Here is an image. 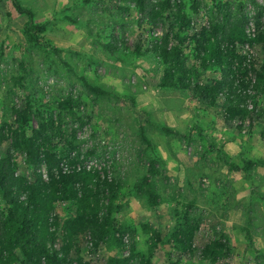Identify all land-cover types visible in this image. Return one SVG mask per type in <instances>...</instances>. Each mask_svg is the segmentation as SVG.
Wrapping results in <instances>:
<instances>
[{"label": "rangeland", "instance_id": "1", "mask_svg": "<svg viewBox=\"0 0 264 264\" xmlns=\"http://www.w3.org/2000/svg\"><path fill=\"white\" fill-rule=\"evenodd\" d=\"M20 1L34 12L35 21L44 25L42 41L60 51L30 41L24 31L25 15L17 14L9 0H0V127L11 121L12 107L24 98L44 115H52L59 149L65 155L72 149L70 158L64 155L62 159L63 168H86L96 171L100 178L107 174L120 181L113 215L117 224L134 231L135 251L145 255L148 251L150 234L143 224L161 232L164 247L155 251L154 264H167L165 249L173 250L170 233L185 213L198 220L199 241L223 237L227 248L213 263L193 258L184 259L182 264H264L262 198L252 177H248L256 172V166L248 172L231 170L219 152L225 145L234 147L237 154L230 159L241 166L250 159L243 154L258 159V152L248 150V146L258 138L264 141V118L251 125L245 116L227 125L220 105L208 106L193 100L187 90L161 86L163 66L153 54L108 49L111 34L129 43L139 35L151 41L163 36L166 23L154 25L140 18L132 1ZM218 1L233 8L242 3L248 17L244 30L249 36L255 35L251 0ZM254 1L263 7L264 23V0ZM182 7L197 30L209 27L215 15L212 0H184ZM189 32L186 28L181 33L187 65L200 77L218 76L220 71L215 68L201 71ZM233 46L236 53L264 62L262 44L235 42ZM79 76L111 94L95 96ZM245 76L256 79L250 70ZM69 93L77 98L74 116L58 108V102ZM258 95L257 109L264 113V92ZM156 122L179 130L183 136L164 134L154 125ZM36 126L33 119L29 127ZM141 128L154 150L141 141ZM152 158L157 162L153 179L160 202L156 206H150L135 189ZM13 161L16 173L29 172L19 152H14ZM0 207L4 208L1 197ZM56 208L63 214L72 212L70 203L64 200L57 201ZM125 237L123 249L127 252L132 239L129 232ZM118 251L112 236L97 248L86 240L81 242V256L89 264H104Z\"/></svg>", "mask_w": 264, "mask_h": 264}, {"label": "trees", "instance_id": "2", "mask_svg": "<svg viewBox=\"0 0 264 264\" xmlns=\"http://www.w3.org/2000/svg\"><path fill=\"white\" fill-rule=\"evenodd\" d=\"M9 1L17 14L26 17L24 31L27 38L58 53L59 48L42 41L44 25L35 21L34 12L20 0ZM119 1H132L139 17L148 19L151 24L166 23L165 31L158 41L139 35L131 43L111 34L106 43L108 49L113 52L119 48L127 49L136 55L153 54L163 66L161 86L187 90L193 100L208 106L220 105L227 125L245 116L249 117L251 125L262 122L264 113L257 106L258 94L264 92V62L259 63L254 58L248 59L245 54L236 53L233 46L235 42H250L260 43L264 47L262 6L251 0L256 33L249 36L244 30L248 17L242 3L233 8L227 2L212 0L214 18L209 27L197 30L182 7L184 0ZM186 28L190 29L189 39L194 42L201 71L215 68L220 71L218 76L200 77L187 65L188 56L183 51L184 37L181 36ZM249 70L255 74V80L245 78ZM241 72L244 76L239 77ZM79 78L95 96L111 94L84 76ZM251 88H255L254 92L247 93ZM220 97L222 103L219 102ZM248 99L252 102L251 107L247 104ZM76 102L77 98L69 93L58 102L59 111L74 116ZM12 114L14 117L11 121L0 127V197L4 202V208L0 207V264H89L81 256V242L86 240L97 248L107 236H112L119 251L108 257L104 264H132L134 261L154 264L155 251L164 247L161 232L143 224L145 232L150 234V243L146 255L137 253L134 231L117 224L113 215L120 181L107 174L100 178L96 171L86 168L64 169L61 162L65 154L56 142V119L34 108L28 98L12 107ZM61 117L60 114L58 119ZM33 119L37 126L30 128L29 123ZM80 124L83 125V121ZM154 125L166 135L183 136L179 130L159 122ZM139 135L145 146L154 150V144L142 128ZM70 150L65 155L68 158ZM15 151L21 154L29 172H15ZM219 152L234 171L248 172L252 166L262 162L260 159H247L241 166L232 161L224 150ZM156 174L157 162L156 158H152L147 172L135 184L137 193L145 196L150 206L160 202L153 179ZM59 200L69 202L72 212H60L56 208ZM198 227V220L185 213L182 221L170 233L173 250L165 249L167 264H182L184 259L193 258L207 259L213 263L227 248L223 237L199 241ZM126 232L130 233L132 239L127 252L123 249Z\"/></svg>", "mask_w": 264, "mask_h": 264}, {"label": "crops", "instance_id": "3", "mask_svg": "<svg viewBox=\"0 0 264 264\" xmlns=\"http://www.w3.org/2000/svg\"><path fill=\"white\" fill-rule=\"evenodd\" d=\"M231 145V143H229ZM250 146V147H249ZM248 146V150L258 152L257 158L260 159L262 162L256 166V172L251 175L249 174L248 177L251 178L255 185V190L261 196V207L264 210V141L258 138V140H254L252 144ZM234 148V147H233ZM233 148L230 146H224V151L231 157V155H236L237 153L233 152ZM240 150H246L245 147H241ZM251 151V152H252ZM242 156H247L251 159L248 154H243ZM234 161V160H233ZM238 164V163H237ZM239 165V164H238ZM249 190V188H247Z\"/></svg>", "mask_w": 264, "mask_h": 264}, {"label": "built area", "instance_id": "4", "mask_svg": "<svg viewBox=\"0 0 264 264\" xmlns=\"http://www.w3.org/2000/svg\"><path fill=\"white\" fill-rule=\"evenodd\" d=\"M246 92H247V93H250V92H251V90H250V89H248ZM247 102H248V103H247V104H248V106H249V107H251V106H252V102H251V100H250V99H248V100H247ZM65 168H66V167H64V169H65Z\"/></svg>", "mask_w": 264, "mask_h": 264}]
</instances>
